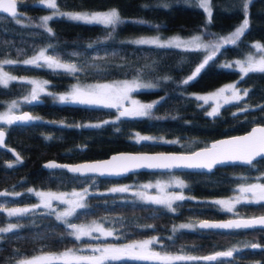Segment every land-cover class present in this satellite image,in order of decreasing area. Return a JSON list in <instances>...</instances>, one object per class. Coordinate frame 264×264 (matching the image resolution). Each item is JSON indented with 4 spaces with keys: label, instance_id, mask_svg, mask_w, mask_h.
Listing matches in <instances>:
<instances>
[{
    "label": "trees",
    "instance_id": "1",
    "mask_svg": "<svg viewBox=\"0 0 264 264\" xmlns=\"http://www.w3.org/2000/svg\"><path fill=\"white\" fill-rule=\"evenodd\" d=\"M37 1L17 0L21 24L0 12V59L18 61L5 66L8 72L43 78L53 92L65 91L74 83L136 78L153 87L138 89L133 94L141 101L158 103L148 116L119 119L114 108L58 102L48 94L41 95L42 101L31 106L23 104L20 110L30 108L38 119H33L29 125L6 127V145L16 149L21 162L0 148V188L9 190V195L0 197V205L32 204L36 198L28 187L87 188L85 207L76 209L66 220L68 223L99 221L113 229L115 238L97 240L99 242L119 243L155 236L159 237V243L152 248L162 252L204 257L229 249L238 250L232 257L214 261L177 260L170 264H264V228L199 230L176 226L201 218L250 217L264 213V202L242 201L235 206V212H229L210 199L231 194L240 182L254 179L255 175L264 181V159L254 161L253 165L219 166L209 173L178 172L186 182V199L174 202L175 211L164 205L130 199L125 192L106 189L120 182L153 179L165 174L162 172L140 171L120 179H109L42 167L43 161L50 158L78 162L103 158L117 151H190L215 138L239 134L254 124L264 123V111L260 107L264 106V73H250L241 79L239 70L221 65L224 60L252 51L254 42L264 43V0H252L249 4V28L241 40L235 45L221 47L205 69L187 84L183 81L205 58L204 50L137 45L129 39L146 34L193 32H200L207 39L218 37L245 19L242 0H211L210 22L198 0H57L62 10L114 7L124 22L112 30L98 24L54 18L48 22L54 35L40 27L41 16L48 8ZM42 48L59 60L76 64L81 71L73 74L21 61ZM229 80H236L249 95L240 101L223 104L215 116L208 115L206 105L189 95ZM28 90L29 83L23 80L10 81L7 87L0 84V109L8 101L23 97ZM241 108L248 111L243 112ZM137 134L153 139L142 141ZM7 223H15L18 227L9 233L0 232V264H17L38 253L96 242L89 238L77 240L70 234L72 230L67 223L49 211L33 210L10 217L0 209V227ZM251 244L261 247L251 248ZM105 264L162 263L126 258Z\"/></svg>",
    "mask_w": 264,
    "mask_h": 264
},
{
    "label": "snow or ice",
    "instance_id": "2",
    "mask_svg": "<svg viewBox=\"0 0 264 264\" xmlns=\"http://www.w3.org/2000/svg\"><path fill=\"white\" fill-rule=\"evenodd\" d=\"M252 0H242V8L245 13V19L242 24L235 29L231 35L226 37L218 38L216 43H203V37L200 35H194L191 39L185 40L181 37H173L171 39L161 40L159 37L147 39L141 38L131 43L137 45H155L160 48H184L185 50L190 51H199L210 50L202 62L195 67L191 75H189L184 81V84L189 83L194 80L203 69L209 64L210 61L214 59L217 54V51L227 44L235 45L238 41L241 40V37L244 36L246 30L249 28V19L247 18L248 6ZM39 3L45 5L47 8L52 9V15L44 16L41 18L42 24L40 27L45 28L49 33L53 34L52 28L48 26V22L54 18H66L72 21L81 22L83 24H98L106 28H111L112 30L115 27L124 21L122 20L121 14L118 9H110L105 11H75V12H63L60 10L57 4V0H39ZM198 5L201 7L208 15L209 22L211 21L212 8L211 0H198ZM18 4L17 0H0V12L10 15L15 23L21 24L22 20L18 15ZM110 38V37H109ZM92 47V45H88ZM253 47L261 53L259 58H256L254 55H248L246 59L236 61V65L239 67L240 72L243 74L241 79L250 73H264V45L256 43ZM75 55V53H74ZM43 60L49 68L64 69L70 73H76L81 71L74 63H63L58 58L45 55V51H40L37 56H34L31 59L22 61L24 64L29 65H39V61ZM16 61L4 60L0 62L2 64H12ZM224 67L231 68V64H225ZM17 77L10 76L7 72L3 71L2 66H0V84H3L5 87L8 86L10 81L16 80ZM29 83L35 85L33 87L30 97L31 101L38 99L40 92L44 91L43 84L37 81H29ZM139 87H153V85H140L137 81L128 82L125 81L122 84L118 85H107V84H98L94 86H89L86 89L80 87H74L71 92L66 95L59 96L60 101H71L78 102L81 104H90V105H102L109 108H122L121 101L127 99V93ZM226 91H231V96L226 97L223 94ZM217 97H223L224 103H230L232 101H240L244 97L249 95V91L245 90L243 95H240V89L236 84L228 85L226 88H221L217 93L213 94ZM209 97L200 96L197 99L207 100ZM28 99L27 97L25 98ZM155 103L149 104H140L137 101H132V108H123L119 111L120 117H144L150 114V110L155 106ZM17 107L16 102L14 101L9 109L8 113L0 115V121H3L6 124H13L16 121L29 122L34 118L27 113L24 115L16 116L11 115V109ZM218 107L214 108L212 112H209L208 115L215 116L218 114ZM261 110L264 111V106H260ZM241 111L247 112V108H241ZM235 115V113H234ZM104 123H109L105 121ZM94 127H99V125H90ZM80 127V125H77ZM139 140H152V137L149 136H139ZM5 133L3 130H0V145L4 143ZM260 157L264 159V126L254 127L250 133L241 137H233L229 140L219 141L217 144H213L211 149H204L200 152H195L190 156H176V155H121L114 156L109 161L96 162L91 164H82L77 166H67L59 165L55 162H50L46 165L47 168H67L68 171L72 173H79L85 175L88 173H99L100 175H120L124 172H128L136 168H150V169H171L177 167L184 168H204L211 170L217 164L223 163H244L248 165H253V162ZM17 162L20 161V157L17 155ZM12 165H9L11 167ZM172 183L177 185L180 188L186 187L182 180H175ZM145 188L150 187V185H145ZM128 187H114L109 191L111 192H127ZM163 190V189H162ZM30 192L34 191L29 189ZM87 189H84V192L87 193ZM241 193H250L251 199L247 196L236 197L234 200H217L214 203L222 205L227 211H233L236 204L241 203L242 200L247 202L260 203L264 202V183H254L248 184L247 186H242L240 188ZM9 195L8 192H0V196ZM15 195H21L16 193ZM35 195L41 198V203L34 205L32 209H20V208H11L6 209L8 216H22L28 212L33 211L35 208L43 206L44 208L51 209L53 200H60L62 203H66L69 207L57 214L58 220H64L67 223V226L73 231L70 233L74 235L77 240H80L82 237H90L92 239H99V237H93V232H99L102 236H113L114 232L111 229H105L102 225H97L93 222L92 226L77 225L75 223H68L65 219L71 217L75 214L76 209L84 208L85 204L81 201L84 199L82 193H73L74 197L78 199L74 200H64L63 194H53L45 192H35ZM142 199L146 198L151 203L157 205H164L170 211H175L173 208L174 201H183L186 197L181 194H165L163 196H147L145 197L144 193H137ZM199 227L202 229H250L255 227L264 228V216L253 217L249 219H234L228 220L226 222H209V221H200L198 225L193 224H181L180 228H194ZM18 227L17 224H9L7 227L0 228V232L9 233ZM175 230V229H174ZM159 243V237H152L148 240L135 241L123 245H102L91 248L93 253H99V255H75L72 253V250H68L59 257L51 255H42L39 257H33L32 259H25L18 261L17 264H52V261L55 259H61L64 261V264H105L106 261L111 260H122V259H135V260H159L162 264H170L171 261L175 260H197L202 259L206 261H214L222 257H232L237 249H229L226 251L216 252L213 255L204 256V257H195V256H171L168 254H161L152 250L151 246L153 244ZM251 248L261 247L258 244L249 245Z\"/></svg>",
    "mask_w": 264,
    "mask_h": 264
},
{
    "label": "rangeland",
    "instance_id": "3",
    "mask_svg": "<svg viewBox=\"0 0 264 264\" xmlns=\"http://www.w3.org/2000/svg\"><path fill=\"white\" fill-rule=\"evenodd\" d=\"M36 3L37 4H41V3H39V0ZM113 8L114 7L103 9V10H62V9H60V10L63 11V12H75V11L93 12V11H105V10H110V9H113ZM52 12H53V10L48 8L47 13L44 14L43 16H41V18L44 17V16L52 15ZM206 17L208 18L207 13H206ZM240 25H238L237 27H239ZM237 27H235L233 30H231V31H229V32H227V33H225L223 35H220V36L215 37V38L213 37V38H210V39H207V38L203 37L202 33H200V32H193V33H189V34H181V33L146 34V35H139V36L131 37L129 40L130 41H134V40L141 39V38L151 39V38H155V37H159L161 40H166V39H171V38L177 37V36L181 37L182 39L188 40V39H191L194 35H200V36L203 37V43H205V44H207V43H216L218 38L226 37V36L231 35V33L234 32ZM256 43H260V42H254L253 44H256ZM260 44L264 45V43H260ZM40 51H45V55H49L47 53V51L44 48H42V49H39L38 51H36L34 54L26 57L25 59H23L21 61L28 60V59L33 58L34 56H37L40 53ZM204 51H205L206 56L208 54H210V50H207V51L204 50ZM250 54L254 55L256 58H259L260 55H261V53L254 48L252 51H249V52L245 53L242 57H238V58H233V59H228V60L222 61L221 65L224 66L225 64H231L232 65L231 68H235V69L239 70V67L236 65L235 62L239 61V60L246 59V57L248 55H250ZM4 60L16 61V60H13V59H0V62H2ZM60 61L63 62V63H72V62L63 61V60H60ZM16 62H18V61H16ZM6 65L7 64H2L0 66H2L3 71L7 72L10 76L17 77V80H23V81H26L28 83H29V81H37V82H39L41 84H43V82H47L45 79L40 78V77H36V76H16L15 74H12V73L7 71V69L5 67ZM39 65H41L43 67H48L43 60L39 61ZM53 69H56V68H53ZM239 72H240V70H239ZM240 75L242 76L243 74L240 72ZM125 81H128V82L137 81L140 85H151L147 81L136 79V78H132V79H112V80L88 82V83H86V82H84V83H74L65 91L53 92L47 87V83H46V84H43L44 91L40 92L38 97H40L41 95H44V94H48V96L54 101L71 102V101H60L59 100V96L68 94L69 92H71L73 90L74 87H77V86L82 88V89H86L89 86H94V85H98V84H107V85L115 86V85H118V84H122ZM231 84H236V86L240 89V95H243V92L245 91V89L239 87V85L237 84L236 80L224 81L221 84H219L218 86H216L215 88H212V89H209V90H206V91H192V92L189 93V95L195 97L196 99H197V97H200V96L209 97L206 101L198 99L204 105H206V113L208 114L209 112H212V110L214 108H217L218 105H219V107H218V111H219L220 107L223 104H225L223 97H217V96H214L213 94L217 93L221 88H226L228 85H231ZM33 87H35V85L29 83L28 92L21 98L12 99V100L8 101L5 104V106L2 109H0V115L8 113L9 109H10V107H11V105H12V103L14 101L16 102L17 107L11 109V115H15L22 108V105L26 104L27 100L29 98H31L30 97V93H31ZM142 88H148V87L135 88L134 90L129 91L127 93V99H124V100L121 101L122 108H120V109L114 108L117 111L116 117L119 116V111L123 110V108H132L133 107L132 101H137L140 104L153 103V102L141 101L138 97H136L133 94L134 91H136L138 89H142ZM231 94H232L231 91H226L223 94V96L230 97ZM26 97L28 98L27 100L25 99ZM97 106H102V105H97ZM32 117L38 118L35 114H32ZM2 123L4 124L3 121H0V125ZM255 176L256 177L254 179H245L244 181L240 182V184H238L235 187V190L231 194L226 195V196H215V197H212V198H210L211 201L215 202L217 200H230V199L234 200L236 197H240V196H247L249 199H251V194L250 193H241L240 192V188L242 186H247L248 184L264 183V181H260L259 180V175H255ZM175 180H182L184 182V184L186 185L185 179L181 176V174L178 173V172L172 171V172H165V174L158 175V176L154 177L153 179H146V180L137 179V180H131V181H127V182H120V183L112 184L106 189L110 190L111 188H114V187H128L129 190L127 192H125V193L128 194V197L130 199L139 200V201H145V202H150V201H148L146 198L142 199L140 196L137 195V193H144L145 197H147V196H163L165 194H173V193H175V194H181L182 193L184 196H186L184 188H180L177 185H175L174 183H172ZM145 185H150V187L145 188L144 187ZM29 189L34 190L31 193L36 198L35 202H33L32 204H26V205L2 206V208L5 211H6V209H11V208L32 209L34 205H37V204L41 203V198L39 196L35 195V192L63 194V199L64 200L78 199L77 197L73 196V193H82L83 196H84V199L81 202L84 203V204H85V196L87 195V193L84 192V189H87V188H71V189H66V190H52V189H37V188L28 187L27 190L29 191ZM242 201H244V200H242ZM174 202H173V204H174ZM68 207H69L68 204L62 203L60 200H53L51 209L44 208L43 206H41L39 208H35L34 210L39 211V212H45V211L47 212V211H49V212H51L52 214H54L57 217L58 213L66 210ZM219 207L221 209H223V210H226L222 205H219ZM231 212H235L234 209ZM67 218H65V219H67ZM62 221H64V220H62ZM93 222H95V224H97V225H102L105 229H111V228L107 227L106 225H104L102 222H99V221H89V222H84V223L83 222H79V223H75L74 222V223L77 224V225L92 226ZM196 223H197V220H188V221L179 223L176 226H177V228H180L179 226L181 224H193V225H196ZM9 224H15V223H7L6 225L1 226L0 228L7 227ZM184 229H189V228H184ZM191 229H197V228L194 227V228H191ZM111 230L113 231V229H111ZM92 236L93 237H99V239H92L90 237H82V238H89L90 240H96V242H90V243H87V244L79 245V246H77L75 248H66V249H63V250H60V251L42 252V253H38V254H36L34 256L25 258V259H32L33 257H39V256H42V255H51V256L59 257L63 253L67 252L68 250H72V253L75 254V255H78V256L79 255H84V256L99 255V253H93L91 251V248L97 247V246H102V245H109V244H111V245H123V244L132 243V242H135V241L148 240V239H151L152 237H154V236H151V237H145V238L135 239V240L126 241V242L111 243V242H99L97 240H106V238H108V237L115 238V234L113 236L105 237V236H102L99 232H93ZM151 248H152V246H151ZM152 250H154L156 252H159L162 255L165 254V253L168 254V255H171V256L180 255V254H177V253L162 252V251L156 250L155 248H152ZM181 256H186V255H181ZM25 259H21V260H25ZM21 260H19V261H21ZM145 261L161 262L159 260H145ZM175 261H177V260H175ZM52 262L64 263V261L61 260V259H55ZM171 262H173V261H171Z\"/></svg>",
    "mask_w": 264,
    "mask_h": 264
},
{
    "label": "water",
    "instance_id": "4",
    "mask_svg": "<svg viewBox=\"0 0 264 264\" xmlns=\"http://www.w3.org/2000/svg\"><path fill=\"white\" fill-rule=\"evenodd\" d=\"M17 10H18V15H19L21 13L20 12V8H19V5H18V9ZM30 100H31V98H29L26 103L31 106L33 104H36L38 102H41L42 101V97H38L37 100L29 102ZM25 113H27L28 115L32 116V111H31L30 108H24L22 110H19L15 115L16 116H20V115H24ZM32 122H33V120L32 121H29V122L16 121L13 124L14 125H29ZM258 126H264V123L254 124L247 131L242 132V133H239V134H233V135L221 136V137L215 138L213 140H210L206 145L197 147V148H195L193 150H190V151H117V152H112L108 156L103 157V158H96V159H91V160H83V161H78V162H64V161H58L56 159L50 158V159H47V160L43 161L42 167L45 168V169H64V170H66L70 174H75V175H79V176L96 175V176H98L100 178L120 179V178H123V177L128 176L129 174L137 173V172H140V171L162 172V173L172 172V171H175V172H206V173H209V172H212L216 167H219V166L234 165V164L246 166L248 164H244V163L237 162V163L217 164L211 170L204 169V168H192V169H190V168H184V167H177V168H171V169L136 168V169H132V170H130L128 172H124V173H122L120 175H107V174L106 175H100L99 173H88V174H85V175H81L79 173H72V172L68 171L67 168H64V167H61V168H47L46 167V165L49 164L50 162H55L56 164H59V165L77 166V165H82V164H91V163H96V162L109 161V160H111L112 157H114V156H121V155H149V156H156V155L163 154V155H176V156H181V155L190 156V155H192L195 152H200V151H202L204 149H211L212 145L213 144H217L219 141L229 140V139H231L233 137L245 136L248 133H250L251 130L254 127H258ZM0 130H3L4 133H5L4 143H3V145H0V148H3L6 151L10 152V154L15 159H17V155L21 159V156L18 154V152L16 151V149L14 147H12L10 145H6V130L4 128H2V127L0 128ZM258 159H260V157H258L257 160ZM0 192H6V188L5 187L0 188ZM260 216H264V213L256 214V215L250 216V217L232 216V217H228V218H224V219L201 218V219L197 220L196 225H198V223L200 221L226 222L228 220H234V219H249V218L260 217ZM197 228L199 230H220V229H202V228H199L198 226H197ZM255 228H261V227L258 226V227H255Z\"/></svg>",
    "mask_w": 264,
    "mask_h": 264
},
{
    "label": "flooded vegetation",
    "instance_id": "5",
    "mask_svg": "<svg viewBox=\"0 0 264 264\" xmlns=\"http://www.w3.org/2000/svg\"><path fill=\"white\" fill-rule=\"evenodd\" d=\"M7 125H9V124H6V123L3 124V123H2V124L0 125V128L2 127V128H4V129L6 130ZM7 192H9V190H7ZM11 192H12V191H11ZM0 209H3L1 205H0Z\"/></svg>",
    "mask_w": 264,
    "mask_h": 264
},
{
    "label": "bare ground",
    "instance_id": "6",
    "mask_svg": "<svg viewBox=\"0 0 264 264\" xmlns=\"http://www.w3.org/2000/svg\"><path fill=\"white\" fill-rule=\"evenodd\" d=\"M42 97V96H41ZM244 217V216H243Z\"/></svg>",
    "mask_w": 264,
    "mask_h": 264
}]
</instances>
